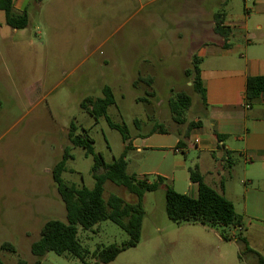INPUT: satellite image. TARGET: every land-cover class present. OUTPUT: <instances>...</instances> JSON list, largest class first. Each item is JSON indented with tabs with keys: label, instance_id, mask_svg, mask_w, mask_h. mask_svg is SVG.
<instances>
[{
	"label": "rangeland",
	"instance_id": "374dc122",
	"mask_svg": "<svg viewBox=\"0 0 264 264\" xmlns=\"http://www.w3.org/2000/svg\"><path fill=\"white\" fill-rule=\"evenodd\" d=\"M146 1L27 0L25 28L8 25L0 10V245L10 242L17 249L1 252L4 263L36 264L31 244L40 238L43 225L50 219H66L52 169L67 146L73 158L67 161L63 179L77 186L95 185L93 155L69 140L73 120L79 133L86 129L93 137L95 152L106 162L124 151L122 134L105 118L97 121L81 108L86 96H102L103 86L110 85L116 104L109 106L108 114L114 122L126 123L133 138L161 126L171 132L186 131L192 120L202 117L201 96L187 70L194 56L204 53L203 47L225 40L212 29L213 15L224 4L222 0H160L147 5ZM241 36L231 37V45L245 43ZM205 55L208 62L214 61ZM139 76H152V86L145 81L135 85ZM153 90L155 94L149 95ZM179 91L193 99L181 123L169 106ZM143 154L128 152V172L138 171ZM111 193L132 202L138 198L108 180L104 198ZM143 203L140 241L103 264H258L251 250L264 255L257 248L264 243L260 223L235 229L173 222L166 212L163 187L147 192ZM78 237L91 252L129 239L111 220L100 221L91 230L79 227ZM95 260L92 254L87 258L90 264ZM40 264L83 261L49 251Z\"/></svg>",
	"mask_w": 264,
	"mask_h": 264
},
{
	"label": "crops",
	"instance_id": "0c3cea01",
	"mask_svg": "<svg viewBox=\"0 0 264 264\" xmlns=\"http://www.w3.org/2000/svg\"><path fill=\"white\" fill-rule=\"evenodd\" d=\"M26 1L15 0V9L26 8ZM157 1L147 0L146 4ZM222 2L224 8L214 13L212 29L215 15L220 14L223 25L231 29L230 36L222 35L223 42L214 41L203 47L202 55H195L201 58L206 88L199 106L202 117L192 120L196 124L189 133L166 129L138 134L131 150L144 153L134 173L150 180L161 175L177 191L194 198L199 185L190 179L189 169L198 166L204 180L234 203L244 228L253 222L264 225V93L253 101L246 96L248 77L264 75V0ZM237 33L245 43L231 45L230 39ZM205 54L214 61L208 62ZM219 57L231 60L219 62ZM194 152L197 154L189 158ZM257 246L264 250V243Z\"/></svg>",
	"mask_w": 264,
	"mask_h": 264
},
{
	"label": "trees",
	"instance_id": "16d2710c",
	"mask_svg": "<svg viewBox=\"0 0 264 264\" xmlns=\"http://www.w3.org/2000/svg\"><path fill=\"white\" fill-rule=\"evenodd\" d=\"M14 1L0 0V10L4 11L8 25L14 28H25L29 24L27 7L17 11ZM214 30L226 38L231 34V29L223 25L220 14L215 15ZM200 61L201 58L194 56L192 67L187 70V74L193 76L192 86L200 94L201 99L205 100L206 88L201 76ZM153 79L152 76H139L134 84L136 85L138 81H145L152 86ZM262 93H264V75L248 77L246 85L248 100L253 101L259 98ZM154 94V90L149 92V95L153 96ZM192 102V96L185 91L177 92L169 100L170 110L177 122H185L184 113L191 107ZM114 104H116V98L110 85L103 86L102 96H86L81 101L80 106L84 111L97 121L102 117L105 118L110 127L117 129L122 134L125 148L120 156L108 163L102 154L95 152L94 139L87 130L83 129L84 132L79 133L75 120L71 122L68 132L71 144L74 147L84 148L86 155H93L92 173L95 185L93 188L85 185L77 186L67 183L63 179L62 174L66 170L67 161L73 158L70 147L67 146L62 158L52 169L58 193L66 208V219H50L43 225L40 238L31 244V252L38 257L36 264H40L41 258L49 251H54L59 255L78 257L83 261V264H90L87 262L90 254L96 258L91 264H103L115 260L121 252L136 246L140 241L146 213L143 203L144 196L147 192L155 191L160 187L165 189L166 212L173 222H200L205 225L220 224L243 228V216L236 211L234 203L204 180L198 166L189 169L190 179L199 185V194L196 198L177 191L161 175H156L153 180H150L147 175L139 176L136 173L128 172L127 154L133 148L134 138L130 135L126 123H116L109 116L108 108ZM195 124L194 121L189 123L187 133ZM154 130L166 131V128L161 126L160 129ZM219 137L221 138V136ZM182 144L183 141L179 143V145ZM108 180L124 186L130 193L137 195V201H128L114 193H111L107 199L104 198V184ZM104 220H111L119 225L129 235V239L121 244L112 243L104 247L98 246L91 252L80 242L79 227L91 230L98 222ZM223 237L230 240L227 234H224ZM4 250L17 252L16 247L10 242L0 245V254ZM251 251L257 256L258 264H264V256L258 251ZM0 264L6 263L0 259Z\"/></svg>",
	"mask_w": 264,
	"mask_h": 264
},
{
	"label": "built area",
	"instance_id": "2783aa9c",
	"mask_svg": "<svg viewBox=\"0 0 264 264\" xmlns=\"http://www.w3.org/2000/svg\"><path fill=\"white\" fill-rule=\"evenodd\" d=\"M177 150H179V149H177Z\"/></svg>",
	"mask_w": 264,
	"mask_h": 264
}]
</instances>
